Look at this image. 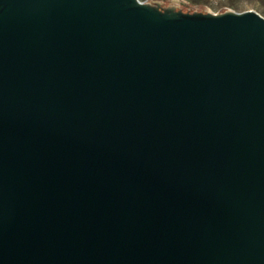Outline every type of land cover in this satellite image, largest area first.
Returning <instances> with one entry per match:
<instances>
[{
  "label": "water",
  "instance_id": "1",
  "mask_svg": "<svg viewBox=\"0 0 264 264\" xmlns=\"http://www.w3.org/2000/svg\"><path fill=\"white\" fill-rule=\"evenodd\" d=\"M0 264H264V16L0 0Z\"/></svg>",
  "mask_w": 264,
  "mask_h": 264
},
{
  "label": "rangeland",
  "instance_id": "2",
  "mask_svg": "<svg viewBox=\"0 0 264 264\" xmlns=\"http://www.w3.org/2000/svg\"><path fill=\"white\" fill-rule=\"evenodd\" d=\"M160 6L173 5L182 10H200L218 12L224 9H253L264 16V0H143Z\"/></svg>",
  "mask_w": 264,
  "mask_h": 264
},
{
  "label": "bare ground",
  "instance_id": "3",
  "mask_svg": "<svg viewBox=\"0 0 264 264\" xmlns=\"http://www.w3.org/2000/svg\"><path fill=\"white\" fill-rule=\"evenodd\" d=\"M146 2H149V3L153 4V2H151V1H146Z\"/></svg>",
  "mask_w": 264,
  "mask_h": 264
}]
</instances>
